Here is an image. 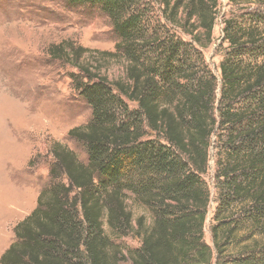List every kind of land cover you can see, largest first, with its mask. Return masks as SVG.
Wrapping results in <instances>:
<instances>
[{
  "label": "trees",
  "instance_id": "16d2710c",
  "mask_svg": "<svg viewBox=\"0 0 264 264\" xmlns=\"http://www.w3.org/2000/svg\"><path fill=\"white\" fill-rule=\"evenodd\" d=\"M69 1L106 10L120 40L100 54L122 63L123 75L80 67L75 89L92 114L69 135L89 161L55 145L51 184L0 264H264V242L249 246L264 231V12L223 16L224 55L213 70L205 50L221 0ZM64 47L52 55L66 58ZM70 51L79 58L82 49ZM129 200L149 210V223ZM248 221L260 225L254 234ZM130 235L137 248L112 239Z\"/></svg>",
  "mask_w": 264,
  "mask_h": 264
},
{
  "label": "rangeland",
  "instance_id": "374dc122",
  "mask_svg": "<svg viewBox=\"0 0 264 264\" xmlns=\"http://www.w3.org/2000/svg\"><path fill=\"white\" fill-rule=\"evenodd\" d=\"M152 5L156 7L153 15L157 17L160 8L156 3ZM239 9L264 12V2L221 0L214 41L205 50L213 70L224 55L220 46L223 16L239 13ZM119 40L111 19L99 3L0 0V258L16 240L15 226L37 207L40 192L51 184L49 174L55 145L68 147L80 161L88 163L85 146L69 135L71 129L86 125L92 114L90 104L75 89L74 78L80 79L84 75L80 67L86 66L109 80L121 77L123 64L104 59L100 54L114 52ZM62 43L67 49L66 58L52 55L50 49ZM71 45L82 49L79 58L69 54ZM210 166L213 173V158ZM206 180L211 187L212 202L205 239L213 246L210 224L216 207L215 188L211 176ZM128 203L135 218L143 214L148 223L151 221L146 207L133 200ZM247 225L253 234L255 228H260L251 221ZM105 230L110 233L107 225ZM112 239L130 248L140 245L132 235L121 239L112 236ZM255 239L263 243L264 231L257 230L249 246H255Z\"/></svg>",
  "mask_w": 264,
  "mask_h": 264
}]
</instances>
